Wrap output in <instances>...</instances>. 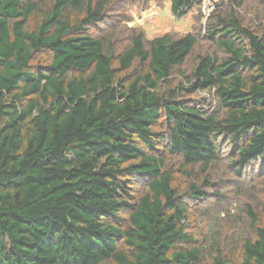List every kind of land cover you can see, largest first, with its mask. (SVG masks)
Masks as SVG:
<instances>
[{
  "label": "trees",
  "instance_id": "obj_1",
  "mask_svg": "<svg viewBox=\"0 0 264 264\" xmlns=\"http://www.w3.org/2000/svg\"><path fill=\"white\" fill-rule=\"evenodd\" d=\"M203 1L169 0L171 13ZM109 2L0 0V264H204L211 251L208 264H229L187 230L184 198L204 200L207 183L179 193L163 155L206 172L226 143L236 175L264 167L263 18L246 26L239 0L215 5L204 37L220 55L162 89L196 36L138 33L115 54L89 33ZM202 91L214 106L181 98ZM253 235L238 264H264V226Z\"/></svg>",
  "mask_w": 264,
  "mask_h": 264
},
{
  "label": "rangeland",
  "instance_id": "obj_2",
  "mask_svg": "<svg viewBox=\"0 0 264 264\" xmlns=\"http://www.w3.org/2000/svg\"><path fill=\"white\" fill-rule=\"evenodd\" d=\"M109 8L99 25L90 28L94 38H102L110 42L115 54L129 46L131 38L142 33L145 40L163 35L180 37L193 33L197 42L185 63L172 71L171 78L162 89L174 88L186 84L195 69L198 57L220 52L204 37V25L208 14L215 5H224L231 0H204L201 5L194 6L183 17H175L171 13L169 0H109ZM242 4L239 15L244 25L249 26L258 17L263 18L264 5L257 0H239ZM233 2V1H232ZM261 29H264V25ZM37 61V60H36ZM35 63V61L33 62ZM167 87V88H166ZM181 98L203 104L215 105L213 93L209 91L184 95ZM163 130L162 126L154 128ZM230 144L222 143L219 158L213 162L209 170L204 172L199 165L187 168V173L180 171V157L164 154L165 167L173 172L172 186L181 194H187L190 184L200 186L206 184L207 195L204 200L185 197L189 210L188 232L197 241L198 246L208 247L215 243L224 254L232 259L229 264H238L242 255V244L247 238H253V228L264 226V198L260 183L264 178V167L260 162L245 169L240 176L231 166ZM133 194L139 196L144 183L133 182ZM121 224L127 220V213L120 215ZM208 250V249H207ZM214 251H211L213 255ZM206 254L204 264L211 261Z\"/></svg>",
  "mask_w": 264,
  "mask_h": 264
}]
</instances>
